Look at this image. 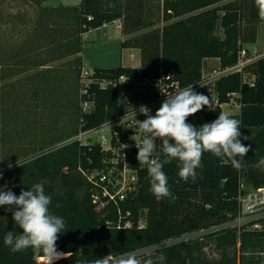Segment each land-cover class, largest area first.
<instances>
[{
    "label": "trees",
    "instance_id": "obj_1",
    "mask_svg": "<svg viewBox=\"0 0 264 264\" xmlns=\"http://www.w3.org/2000/svg\"><path fill=\"white\" fill-rule=\"evenodd\" d=\"M115 20H121V46L137 48L140 65L96 66L84 80V34ZM263 21L256 0H81L74 5L0 0V186L18 196L42 183L52 196L51 213L66 221L57 250L69 253L53 264L108 256L119 258L109 264H119L149 247L135 255L140 264H264V216L260 229L227 225L239 216L243 183L264 187V55L248 65L254 85L239 72L217 83L222 102L229 101L227 93H241L239 112L229 114L241 121V141L250 146L239 168L206 152L195 182H184L173 160L163 169L172 197L158 200L144 167L137 189L118 205L103 197V207L93 202L94 186L85 174L106 166L109 153L74 139L117 115L119 86L149 93L144 82L157 81L162 73L187 86L201 78L209 57H218L224 67L234 65L242 44L257 41ZM122 75L126 79L120 84ZM85 102H91L89 109ZM221 112L205 106L187 122L198 127ZM17 160L29 163L21 167ZM8 207L0 206V264H46L31 249L13 253L4 245L8 231H21ZM199 230L207 231L161 245Z\"/></svg>",
    "mask_w": 264,
    "mask_h": 264
},
{
    "label": "clouds",
    "instance_id": "obj_2",
    "mask_svg": "<svg viewBox=\"0 0 264 264\" xmlns=\"http://www.w3.org/2000/svg\"><path fill=\"white\" fill-rule=\"evenodd\" d=\"M259 15L264 18V0H256ZM211 99L194 91L193 84L184 87L176 94L167 96L161 106L152 115L151 110L141 105L139 112L146 116L143 121H138L137 132L143 137L142 144H137V160L139 164L147 166L150 191L159 200L172 197L168 185V176L163 171L164 166L173 160L178 162V176L184 182L197 179V169L203 167L204 153H211L221 159L222 163L228 161L239 168L241 160L250 150L241 141V121L231 117L228 113L221 112L218 118L201 126H194L187 120L203 110L205 106L211 108ZM162 142L164 158L154 159L153 153L157 149L155 140ZM247 140V136L243 137ZM29 161L18 166L24 167ZM11 169L12 164L8 165ZM3 172L0 170V179ZM179 182V181H178ZM174 199V197H173ZM52 196L45 193L44 185L36 183L25 191L21 189L17 196L8 186H0V206H9L6 211L12 212L14 223L21 230L19 234L8 231L3 243L11 252H21L31 249L34 255H42L46 264L67 259L69 253L57 250L59 234L66 232V221L63 217L54 215L50 211ZM11 206H14V210ZM57 203L56 207H61ZM79 264H109L105 258H98L94 262L79 261ZM119 264H140L135 255L129 253ZM145 264H151L146 261Z\"/></svg>",
    "mask_w": 264,
    "mask_h": 264
},
{
    "label": "built area",
    "instance_id": "obj_3",
    "mask_svg": "<svg viewBox=\"0 0 264 264\" xmlns=\"http://www.w3.org/2000/svg\"><path fill=\"white\" fill-rule=\"evenodd\" d=\"M120 26V23H119ZM264 55V41L261 46L258 41L252 43H244L238 52V59L234 65L222 66L220 59L217 63L210 64L203 62L201 69V78L192 83L194 91L208 96L212 105L211 108L224 105H235L241 107L239 97L240 92L227 93L229 101L222 102L220 93L217 89L218 81L231 73L239 72L243 81L250 85L255 84V74L248 70V65L256 61ZM133 57L134 54L132 53ZM92 71L82 72L84 80ZM126 77L120 76L118 83H122ZM108 81L104 80L101 85L105 87ZM118 83H114L117 85ZM191 85V84H190ZM189 86V85H187ZM186 86H182L178 80L172 78L171 74L160 75L157 81H145L143 89H147L149 93L136 92L134 87L119 86L117 97V115L102 123L99 127L79 132L74 139L80 140L84 144H93L99 146L102 150L109 153L106 166L92 173H86L87 179L93 184L92 198L93 202L99 206H105L106 202L103 197H107L110 201L118 205L119 201L124 200L130 192L138 187L140 170L146 165L139 164L137 160L136 143L142 144L143 137L137 132L138 121H143L146 116L139 112L141 105L147 106L152 115L161 106L162 102L167 98L176 94L179 90ZM91 102H85L84 108L89 109ZM136 112V121L132 113ZM161 140L157 138L156 151L153 153L154 159H161L163 155ZM241 210L239 216L227 225L240 227L242 224H250L253 228H263V224L259 219L264 216V212L259 216L254 214L257 208H264V187L251 188L245 193L239 195ZM259 218V219H258ZM143 222H140L142 225ZM127 226L131 225L130 221L126 222ZM207 230H199L187 232L179 237L170 238L161 245L168 243L189 240L200 236ZM155 246L151 247L154 248ZM149 251V248L142 249ZM107 261H114L119 258L108 256Z\"/></svg>",
    "mask_w": 264,
    "mask_h": 264
},
{
    "label": "rangeland",
    "instance_id": "obj_4",
    "mask_svg": "<svg viewBox=\"0 0 264 264\" xmlns=\"http://www.w3.org/2000/svg\"><path fill=\"white\" fill-rule=\"evenodd\" d=\"M81 0H47L48 3L52 4H79ZM154 4H158L160 0H152ZM158 19V17H156ZM121 20H115L113 22L107 23L104 26L91 29L86 32L83 37V49L81 55L83 58V70L84 72L92 71L93 67H108V66H138L141 63L140 52L136 48L132 47H122L121 40L122 32L121 28L118 26ZM163 22L159 21L157 26H161ZM121 26V25H120ZM145 31V30H142ZM258 43L262 46L264 41V21L259 24L258 30ZM134 54L132 57L131 54ZM239 110L237 106L224 105L222 111L228 114L235 113ZM245 191L251 189V185L244 182L242 186ZM264 212V208H257L254 212L256 216H259ZM258 218V219H259ZM143 222V221H141ZM262 223V222H261ZM263 224V223H262ZM208 251L213 252L212 247L208 248ZM144 252V250H139L131 254L138 255ZM127 257V255L125 256ZM41 262H44L43 260Z\"/></svg>",
    "mask_w": 264,
    "mask_h": 264
},
{
    "label": "crops",
    "instance_id": "obj_5",
    "mask_svg": "<svg viewBox=\"0 0 264 264\" xmlns=\"http://www.w3.org/2000/svg\"><path fill=\"white\" fill-rule=\"evenodd\" d=\"M107 24V23H106ZM106 24H104V25H106ZM103 25V26H104ZM118 26H119V23H118ZM120 28H121V26H119ZM123 37L122 38H124V35H122ZM123 40V39H122ZM121 40V41H122ZM137 49V48H136ZM218 57H209V58H206L205 60H204V62H209L210 64H214V63H217L218 62ZM108 67H113V66H108ZM229 106H235V105H229ZM238 107V106H237ZM239 110H240V108H239ZM239 110L237 111V112H235V113H238L239 112ZM231 114H233V113H231Z\"/></svg>",
    "mask_w": 264,
    "mask_h": 264
},
{
    "label": "bare ground",
    "instance_id": "obj_6",
    "mask_svg": "<svg viewBox=\"0 0 264 264\" xmlns=\"http://www.w3.org/2000/svg\"><path fill=\"white\" fill-rule=\"evenodd\" d=\"M42 260H43L44 262H46L43 256L39 258V261H42Z\"/></svg>",
    "mask_w": 264,
    "mask_h": 264
}]
</instances>
